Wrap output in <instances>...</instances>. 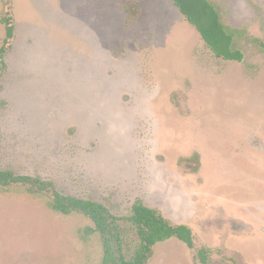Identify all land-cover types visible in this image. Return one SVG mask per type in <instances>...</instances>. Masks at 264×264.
<instances>
[{"label":"rangeland","instance_id":"obj_1","mask_svg":"<svg viewBox=\"0 0 264 264\" xmlns=\"http://www.w3.org/2000/svg\"><path fill=\"white\" fill-rule=\"evenodd\" d=\"M128 2L129 9L124 7ZM244 60L218 58L173 0H0V168L127 215L190 226L148 264H264V0H210ZM5 27L0 22V45ZM92 221L0 192V264H101Z\"/></svg>","mask_w":264,"mask_h":264},{"label":"trees","instance_id":"obj_2","mask_svg":"<svg viewBox=\"0 0 264 264\" xmlns=\"http://www.w3.org/2000/svg\"><path fill=\"white\" fill-rule=\"evenodd\" d=\"M185 19L200 33L206 45L218 58L243 61V52L235 47V29L222 20L217 6L210 0H173ZM129 9L128 2L124 4ZM5 34L0 45V81L7 70L6 57L16 36V25L12 15L0 16ZM260 45L264 50V42ZM25 189L27 192L48 199L49 207L62 214H82L93 225L80 230V236L87 239L98 233L102 243L101 264H148L157 243L177 238L190 249L196 248L195 235L190 226L173 223L158 209L135 199L130 212L121 216L114 214L105 204L91 199L66 194L55 182L40 176L19 174L9 168H0V192L9 193ZM211 250L201 246L195 258L199 264H210Z\"/></svg>","mask_w":264,"mask_h":264}]
</instances>
